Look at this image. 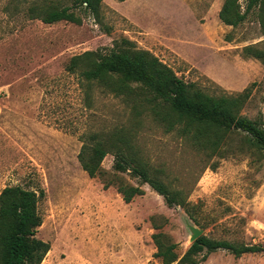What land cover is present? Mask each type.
Masks as SVG:
<instances>
[{
    "label": "rangeland",
    "instance_id": "rangeland-1",
    "mask_svg": "<svg viewBox=\"0 0 264 264\" xmlns=\"http://www.w3.org/2000/svg\"><path fill=\"white\" fill-rule=\"evenodd\" d=\"M225 1L103 0L97 19L81 0H0V193L15 185L44 191L38 237L51 249L42 264H264V148L231 133L221 153L208 155L158 126L140 103L135 109L86 80L82 65L69 69L72 57L109 53L127 38L211 94L251 87L240 115L264 120L259 8L232 26L220 18ZM239 4L244 12L248 0ZM49 6L72 7L82 23H46L32 14ZM138 119L142 155L183 190L187 208L169 206L129 171L120 173L122 181L141 185L144 194L126 203L115 186L105 188L82 168L79 153L90 134L106 137ZM114 160L106 156V171H114ZM195 229L198 238L263 250L239 257L212 251L196 243ZM157 239L176 244L173 262L157 255Z\"/></svg>",
    "mask_w": 264,
    "mask_h": 264
},
{
    "label": "trees",
    "instance_id": "trees-1",
    "mask_svg": "<svg viewBox=\"0 0 264 264\" xmlns=\"http://www.w3.org/2000/svg\"><path fill=\"white\" fill-rule=\"evenodd\" d=\"M103 0H81L86 9L100 19ZM254 7L259 8V18L264 26V0H248L246 10H240L239 0H226L220 18L228 25L237 26ZM34 17L46 23L62 20L82 23V18L70 6H49L43 12L32 8ZM118 48L109 53L86 51L71 58L69 69L75 71L82 65V75L97 82L115 95L143 105L144 113L166 132H176L194 147L208 152L221 153L227 135L240 133L252 146L264 148V120H253L240 115V110L251 96V87L237 94H211L194 82H187L175 70L149 50L138 48L135 42L123 38ZM257 58L263 56L256 52ZM139 106V105H138ZM136 115H142L136 110ZM143 121L132 126L121 125L105 135L94 132L83 141L79 153L82 168L90 177H100L105 188L115 186L126 203L144 194L141 185L122 181L120 173L128 172L148 183L161 194L169 206L188 202L183 190L166 182L165 169L148 161L140 151L137 132ZM109 153L115 155L114 171L108 172L103 161ZM109 175V176H108ZM44 191L7 186L0 193V264H42L51 244L38 237L43 217L39 201ZM157 237V236H156ZM159 252L167 263L176 259V244L164 246L156 240ZM196 243L209 250L224 249L236 257L263 250L260 245L234 246L228 242H212L203 237Z\"/></svg>",
    "mask_w": 264,
    "mask_h": 264
},
{
    "label": "water",
    "instance_id": "water-1",
    "mask_svg": "<svg viewBox=\"0 0 264 264\" xmlns=\"http://www.w3.org/2000/svg\"><path fill=\"white\" fill-rule=\"evenodd\" d=\"M199 235H200V230L195 229L193 238L197 239Z\"/></svg>",
    "mask_w": 264,
    "mask_h": 264
}]
</instances>
